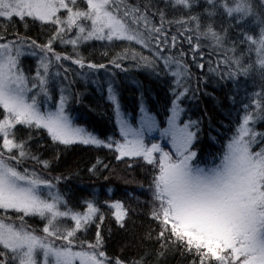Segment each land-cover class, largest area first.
Instances as JSON below:
<instances>
[{"label":"snow or ice","instance_id":"1","mask_svg":"<svg viewBox=\"0 0 264 264\" xmlns=\"http://www.w3.org/2000/svg\"><path fill=\"white\" fill-rule=\"evenodd\" d=\"M173 259L264 264V0H0V264Z\"/></svg>","mask_w":264,"mask_h":264},{"label":"trees","instance_id":"2","mask_svg":"<svg viewBox=\"0 0 264 264\" xmlns=\"http://www.w3.org/2000/svg\"><path fill=\"white\" fill-rule=\"evenodd\" d=\"M147 54V53H145ZM139 80L143 81L146 88H150L152 90L153 94H158L159 97L162 99L166 94V88L163 83L156 82L154 80H149L146 78L145 75H140L138 77ZM247 86V85H246ZM227 89H225L226 91ZM251 90V89H250ZM209 91H212L210 88ZM214 95L222 101V107L220 105H217V101L213 99L212 97H205L204 102L200 105V109H207L208 115L212 117L213 122L215 123L218 120H223L225 124L228 123V120L225 118L224 112L231 108V104L224 100V93L220 90H216ZM135 100L136 96L134 95L133 91L131 89H126L124 91V105H125V111L131 112V110L135 107ZM200 114V110L197 108H193V119L197 117V115ZM79 118L84 122L83 126L88 127L89 130L95 131L97 134L102 133H109L111 131V123H109L107 116L104 114L103 109L101 108L99 114H85L83 110H81L79 113ZM235 115V112L233 113ZM221 132H225L226 130L221 128ZM229 134V133H226ZM212 135H216L215 132L212 133ZM208 141H205V146L207 147ZM219 145L217 144L214 148L207 149L209 151H215ZM95 154L92 151H81L77 150L75 153H72L68 157V162L71 163L72 161L78 160L80 158L87 159V157ZM122 167V166H121ZM88 183L87 180H85L84 185ZM107 184L106 188L100 189L101 191V199H107L109 198L108 188H111L113 190L112 195L115 199H120L123 196V193L126 188H133L134 185H124L123 182L118 179L117 177L113 176L110 179V182H106L104 180H100L97 182V187L99 188L100 185ZM83 186V185H82ZM138 227V231H140ZM169 264H176V260H170Z\"/></svg>","mask_w":264,"mask_h":264},{"label":"rangeland","instance_id":"3","mask_svg":"<svg viewBox=\"0 0 264 264\" xmlns=\"http://www.w3.org/2000/svg\"><path fill=\"white\" fill-rule=\"evenodd\" d=\"M154 135H158V134H154Z\"/></svg>","mask_w":264,"mask_h":264}]
</instances>
